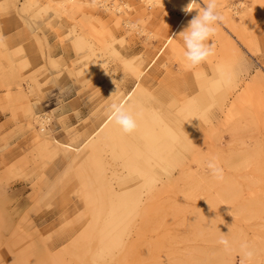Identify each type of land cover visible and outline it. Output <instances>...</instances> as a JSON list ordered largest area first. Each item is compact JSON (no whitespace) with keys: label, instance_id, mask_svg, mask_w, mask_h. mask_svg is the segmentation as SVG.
Wrapping results in <instances>:
<instances>
[{"label":"rangeland","instance_id":"1","mask_svg":"<svg viewBox=\"0 0 264 264\" xmlns=\"http://www.w3.org/2000/svg\"><path fill=\"white\" fill-rule=\"evenodd\" d=\"M97 1L129 7L112 14ZM146 1L0 0V202L15 193L13 204L21 206L15 216L27 221L0 227V264H264V0H217L224 21L209 41L214 54L197 66L185 60L179 35L198 11L164 48L183 16L163 6L167 0ZM145 66L134 93L144 95L147 117L158 114L178 136L160 131V137L154 128L160 138L153 148L165 144L162 151L171 153L152 149L162 157L156 161L143 151L133 170L120 164L117 147L118 157L110 156L103 130L86 148L77 147L110 109L113 91V100L131 91ZM44 113L41 128L36 116ZM49 129L75 149L44 146ZM102 143L104 168L91 157ZM213 157L221 180L207 168ZM151 164L161 172L158 193H140V206L122 217L130 229L105 228L111 235L121 231L120 240L100 239L105 216L94 203L109 201L105 186L127 175L136 178L128 189L144 185L137 167ZM107 201L102 208H110ZM51 209L57 210L52 217L29 225ZM222 234L230 250L219 244ZM242 244L253 251L251 259Z\"/></svg>","mask_w":264,"mask_h":264},{"label":"bare ground","instance_id":"2","mask_svg":"<svg viewBox=\"0 0 264 264\" xmlns=\"http://www.w3.org/2000/svg\"><path fill=\"white\" fill-rule=\"evenodd\" d=\"M143 1V0H142ZM199 1L202 2V4H206L207 3V0H198L197 3L198 4H195L193 7L195 9H193L192 12L188 13V14H185L182 9L184 7H186L190 2L191 0H167V1H163L162 5L165 6L166 8L168 9H175L178 13H180L183 18L182 19H177L174 21V24L170 30V32L167 34V36L165 37V42L163 44V47L165 48L169 43L170 41L172 40L173 36L177 33V31L179 30V28L182 26L183 24V21H184V18L192 13H195L197 12L198 10L197 9H200V4H199ZM146 3H148L149 5H156L159 3V1L157 0H147ZM95 4H99V6L101 8H104L105 10H108L110 11L112 14H116V13H120L121 12V7L124 6L125 10L128 9L127 7V4L124 3L122 5H117V4H114V3H111V4H105L103 2H95ZM125 25H128L127 22L124 23ZM155 56V55H153ZM152 56V57H153ZM159 56V55H158ZM156 57V56H155ZM154 58V57H153ZM157 59V58H156ZM155 58L152 59L150 62V66L155 62L156 60ZM148 65V64H147ZM146 65V66H147ZM143 67L140 71H139V75L137 76L136 78V85L135 87L131 90V91H127L125 93H122L117 100H113V98H115L116 96V92L115 90L113 91V93L111 94V101H110V105L109 107L113 104V103H118V104H121L122 106L126 107V108H129L130 110H132L135 114H137V123H138V127L136 129L135 132L131 133V134H125L122 132V130L119 128V126H117L115 124V122L111 119V114H110V109L108 111H106V109L103 111V114L100 115L98 118H97V121L95 123L98 122V126L96 128L93 129V131L88 134L87 138H84L83 141L80 142V144L77 146V147H84L86 144H90V142L92 141V138L94 139L98 133L100 131H104L109 140L111 141L112 143V146L110 148H108V152L110 153V156L112 157H118V155H116V150L118 148V152H119V157L118 158H121L122 159V162H120V164H124L126 166H131L133 167V170H134V167H136V158L137 156H140L141 154H144V152H150V156H152L153 154L156 156L155 152H153V154L151 153L152 152V149L153 151L156 150L158 151L157 149H154L153 147H155V143L153 146L152 143L154 142V138L157 139L156 141L158 142V139L161 137V136H165L167 135L170 136V138H178V136L176 135V133H174L167 124H165L163 122V120L158 116V114H155L154 116V113H153V116H151L152 114H150L149 117H147V112H150V110L148 111H145V105L143 104L144 102V95L142 96L141 99H138L136 97L137 93H134L135 90H136V86H138V83L140 81V75L142 73V71L146 68ZM141 93H143L142 89H141ZM204 97V95H203ZM38 100V99H37ZM189 101V100H188ZM166 102V101H165ZM187 102V101H186ZM157 103V101H156ZM34 105V104H33ZM184 106V105H183ZM188 107V106H187ZM187 109V108H185ZM157 110V109H156ZM155 110V111H156ZM153 110H151V113H152ZM161 113V112H160ZM51 116V115H50ZM38 118V123L40 124V127L41 128H46L47 127V124H46V117H45V113L42 115V116H39L37 115L36 116ZM49 118V117H48ZM34 121V120H33ZM37 123V122H36ZM50 123V122H49ZM156 125V126H154ZM160 126V127H159ZM157 128V131H158V134L160 136V131H164V133H161V136L159 138H156L155 135H154V128ZM161 128V129H160ZM156 131V133H157ZM47 135L48 137L46 136V140H45V145L46 147H53V145H57V146H61V147H64V148H67V149H75V147H71L70 145L68 144H64L62 143L61 141H59V139L55 138V134L51 132V130L49 129L47 131ZM164 138V137H163ZM180 139V138H179ZM172 140V139H171ZM177 140V139H176ZM163 141V140H162ZM165 141V140H164ZM175 141V140H174ZM178 142V141H177ZM160 144V143H159ZM162 146L165 145V144H161ZM172 145V144H170ZM100 149H95L92 153H91V157H93L94 159V163L99 165L101 168H104L105 164H104V160L100 157L101 153L103 152L104 150V143H102L100 145ZM161 146V149H159V151H162L164 150L166 147H164V149L162 148ZM168 146V144H167ZM173 146V145H172ZM117 147V148H116ZM158 147V146H156ZM174 147V146H173ZM173 147H169V148H173ZM86 148V147H84ZM144 149H148V150H143ZM179 148V147H178ZM181 148L182 146L180 147L179 150H177L175 154L176 157H178L180 154H181ZM77 150V149H76ZM74 150V151H76ZM167 150V149H166ZM165 150V151H166ZM144 151V152H143ZM158 151V152H159ZM170 152V151H169ZM168 150L167 152H163L162 153H169ZM105 154L107 152H104ZM108 153V154H109ZM171 153V152H170ZM149 154V153H148ZM159 155V154H158ZM169 155V154H168ZM167 155V156H168ZM145 156H147V154L145 153ZM149 156V155H148ZM160 156V155H159ZM158 156L155 157V159L157 158ZM164 157V160H165V155H163ZM147 158V157H146ZM144 158L145 160H143L145 163H149L148 159L149 160H152L153 158H148L146 159ZM161 159L162 160V157H158L156 159V161L158 159ZM179 158V157H178ZM103 161H102V160ZM160 160V161H161ZM154 161V160H153ZM231 161V160H230ZM76 162V161H75ZM152 162V161H151ZM150 162V163H151ZM155 162V161H154ZM164 162V161H163ZM165 162H167L165 160ZM233 161H231L232 163ZM235 162V161H234ZM233 162V163H234ZM230 163V162H229ZM232 163V164H233ZM156 165H158L157 163H155ZM154 164V165H155ZM166 164V163H165ZM231 164V165H232ZM107 165V164H106ZM150 165V164H149ZM167 166V164H166ZM180 166V165H179ZM235 166V164H234ZM125 167V166H123ZM144 167V166H143ZM150 167H152V164L151 166H149L147 169H139L138 170V167H137V171H139L138 173L140 175H142L145 179L142 180V183H146L144 185H138V186H134L133 188L131 189H128L130 187H132V185L134 184L133 181L136 180L135 177H131V176H119V173H118V176H119V179L114 183H108L107 186H105L106 188V193L108 192V195H106L107 199H109L110 201V208L107 207L108 209H105V208H102V206L104 205L105 201H107L106 199H101L100 201L102 203H97L95 202V207L98 209H96L93 205V201H95L93 199V197L91 198V200L93 199V201L91 202L92 205L95 209L94 211H97L99 210L98 213H100V215H104L105 216V225H104V229L100 231L99 233V237L100 239L104 238V239H108L109 238V241H114V240H120L122 238V232L119 231L120 234H118L116 231L117 234H112L111 230H105L106 227L108 226H111L112 224H114V226L112 227L115 228V226L117 227L118 225H121L122 227V230H124L126 227L129 226V223L124 220L122 217L123 215H125L131 208H135L136 206L138 207V205L140 204L141 202V198H140V193H156L154 192V187H155V182L157 181L156 179V175L157 173L158 174H161V172L159 170H156L154 167L151 169ZM168 167V166H167ZM232 167V166H231ZM106 168V167H105ZM120 168V167H119ZM122 168V167H121ZM126 168V167H125ZM150 168V169H149ZM130 169V168H129ZM163 171L165 168H162ZM170 169V168H169ZM127 170V169H126ZM132 170V168H131ZM132 170V171H133ZM136 170V168H135ZM123 171V170H122ZM131 171V172H132ZM170 171V170H169ZM113 173L117 172L114 170L112 171ZM111 172V173H112ZM134 172V171H133ZM122 175V174H121ZM141 176V178H142ZM139 177V176H138ZM112 178H110L111 180ZM99 180L98 183H100V179H97V181ZM109 180V181H110ZM140 180V179H139ZM137 179V181H139ZM145 181V182H143ZM97 183V184H98ZM148 184V186H147ZM135 185V184H134ZM89 186V185H88ZM98 186V185H97ZM146 186V187H145ZM104 186L101 185L100 188L98 189H102V192L101 193H104L103 192V188ZM96 187H94V190H95ZM93 189V187L91 188V190ZM98 189L95 193L98 192ZM159 189H163V187L159 188ZM90 190V187L87 189V191ZM90 190V191H91ZM86 191V192H87ZM90 191H88L86 193V195H88V197H90ZM93 191V190H92ZM163 191V190H162ZM229 191V190H228ZM90 192V193H89ZM100 192V191H99ZM160 192V191H159ZM227 191H225V194ZM85 193V192H84ZM94 193V192H93ZM139 193V194H138ZM158 193V192H157ZM163 193V192H161ZM222 193V192H221ZM224 195V193H223ZM228 196V195H227ZM16 197L15 194L13 195V197L11 198L12 201L11 202H7L6 200L4 201V204H2V202H0V227H15V226H21L22 223L26 222L27 221L25 220L26 218L20 220V219H17L16 216H15V212L14 210H12V204L15 203L14 202V199L16 200ZM150 196L148 195V198ZM221 197L222 194H221ZM225 197V196H224ZM95 198V197H94ZM218 198V197H217ZM10 199V198H9ZM146 199V198H145ZM223 199V198H222ZM86 200V199H85ZM88 200V198H87ZM104 201V202H103ZM107 201V202H109ZM139 201V202H138ZM146 201V200H145ZM89 202V201H88ZM146 203V202H145ZM90 204V203H89ZM142 204V203H141ZM17 205V204H16ZM97 205V206H96ZM98 205H100L101 207H99ZM146 209H145V213L147 214L150 210V205L149 203L146 204ZM20 206V204L18 205ZM140 206V205H139ZM136 207V208H137ZM57 210L55 209H51L49 211H45V212H41L42 214H40L37 218H30V221H29V224H38V223H42L43 221L47 220L49 216L52 217L53 214L56 213ZM93 211V210H91ZM134 212V211H133ZM128 215V214H127ZM136 216V215H135ZM148 216V215H147ZM101 218V216H100ZM130 219V218H129ZM148 219V218H147ZM131 220V219H130ZM100 221L102 222V220L100 219ZM125 221V222H124ZM127 222V223H126ZM144 222V221H143ZM139 224V223H138ZM33 225V224H32ZM128 225V226H127ZM134 225V224H133ZM137 225V224H136ZM132 226V225H131ZM134 227V226H133ZM109 228V227H108ZM129 228V227H128ZM130 229V228H129ZM120 230V229H119ZM126 232V235H130L129 234V230H125ZM111 236V237H110ZM14 237V236H13ZM124 237V236H123ZM220 237V235H219ZM66 236H62L60 235L59 236V239L58 240H63L65 239ZM237 246V245H236ZM236 248V247H235ZM234 248V249H235ZM260 248V247H259ZM264 249V247H263ZM263 249H260L262 251H264ZM236 252V251H235ZM238 252V251H237ZM242 252V251H241ZM264 253V252H263ZM242 255V254H241ZM215 260V259H214Z\"/></svg>","mask_w":264,"mask_h":264},{"label":"clouds","instance_id":"3","mask_svg":"<svg viewBox=\"0 0 264 264\" xmlns=\"http://www.w3.org/2000/svg\"><path fill=\"white\" fill-rule=\"evenodd\" d=\"M195 4H198L197 0H191L182 11L185 14L192 12L195 9L193 7ZM197 10V15L189 21L188 26L179 35L183 40L184 58L191 66L201 64L214 54V45L209 41L216 34L218 24L224 21V16L218 11L217 0H207L204 7ZM128 27L135 30L137 23H130ZM110 114L111 119L123 133L131 134L136 131L138 127L137 114L129 108L113 103L110 106ZM207 168L214 178L223 179L222 169L215 157L208 160ZM218 242L225 250H230L231 244L227 235L222 234ZM241 248L244 250L246 258L253 257L254 253L249 250L247 244H242Z\"/></svg>","mask_w":264,"mask_h":264},{"label":"crops","instance_id":"4","mask_svg":"<svg viewBox=\"0 0 264 264\" xmlns=\"http://www.w3.org/2000/svg\"><path fill=\"white\" fill-rule=\"evenodd\" d=\"M15 193H13V195H14ZM12 198V197H11ZM22 202H23V200H22ZM13 206H12V210H14V212H15V214H17V215H20V211H19V207H21V206H17V205H14V204H12ZM40 214H42V213H39V214H37L36 216H35V218H37ZM16 215V217H17V219H19L18 218V216ZM26 218V217H25ZM26 220V219H25ZM24 223H26V222H24ZM24 223H22V225L21 226H25L24 225ZM33 224V226L34 225H36V224H34V223H32ZM32 224H29V225H32ZM19 233H21V232H15L14 231V237H16V238H18V239H20V237H19ZM64 236H66V238H67V234H65ZM13 237V238H14ZM29 237H31V236H29ZM34 237H35V235H33L31 238L32 239H34ZM41 238H37V241H39ZM38 246H39V243H38Z\"/></svg>","mask_w":264,"mask_h":264}]
</instances>
